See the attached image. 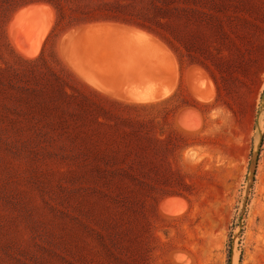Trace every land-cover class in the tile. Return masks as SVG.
<instances>
[{
	"label": "rangeland",
	"instance_id": "obj_1",
	"mask_svg": "<svg viewBox=\"0 0 264 264\" xmlns=\"http://www.w3.org/2000/svg\"><path fill=\"white\" fill-rule=\"evenodd\" d=\"M25 1L0 0V264H264V0H60L59 21ZM158 8L180 58L134 23L75 26L96 25L103 54L124 25L162 42L163 97L79 77L66 26L148 25ZM136 81L111 82L151 92Z\"/></svg>",
	"mask_w": 264,
	"mask_h": 264
},
{
	"label": "crops",
	"instance_id": "obj_2",
	"mask_svg": "<svg viewBox=\"0 0 264 264\" xmlns=\"http://www.w3.org/2000/svg\"><path fill=\"white\" fill-rule=\"evenodd\" d=\"M95 26L96 25H94V28H95ZM75 29H77V30H75ZM91 29H92V26H90V25H86V26L80 25V26H77V27L68 31V33L72 31L75 34L78 33L77 35H79V36H77V35L74 36V40H73L74 45L72 48L73 54L72 53L70 54V61L72 62L74 68H76V70L78 71L77 73H78L79 77H81L84 81L91 84L89 81H87L85 79V77H92L93 76V78L96 79V81H98V80L99 81H103V80L106 81L105 79L107 78V80H110L109 82H111L112 80H117V79H120V80L122 79L123 81L127 80V82H128L130 79L137 78L139 75H142V73L144 74V72H145L144 70H146V72H148V74L150 73L148 71L149 69L136 68L135 70L138 69V71L137 72L135 71V73L133 75L132 74H126L127 70H130V69H127L123 66L129 62L130 63L135 62L133 59H131L129 61V58L126 56V48L124 47V45L123 46L121 45V42H123V40H124L123 39L124 35L125 34L127 35L128 33H132V32L138 33V31H142V30H139V29L134 28L132 26H125V25L121 26L119 28L116 27L115 30L112 31L111 33H115L116 31H119L121 33L122 38H120L118 44H116L113 42L114 40H112L111 36H110L109 41H107L110 49H108L107 52H104V54H103V53H98L97 51H95V49L92 45V41L90 38L91 35H89L93 32V29L92 30ZM73 30H75V31H73ZM88 31H89V33H88ZM90 31H92V32H90ZM144 37L146 38V36H144ZM146 39H148V38H146ZM77 43H79V44H77ZM159 43H160L159 46H157L153 42V46L151 48V51H153L152 54L153 55L155 54V57L151 61L152 74H150V75H152V77H157V78H156V80H152V82L148 83V86L150 87L151 92L155 93L156 96L161 95L160 90L164 91V90L168 89L167 87L170 86V82H171V78L169 76H166L163 73H161L162 72L161 69L166 71L165 69L168 68V66L172 65V60L168 54V50H167L166 46H164V44L160 41H159ZM162 52H164V53H162ZM74 53H77V56ZM123 53H125V54H123ZM75 59H77V60L75 61ZM82 68H83V70H82ZM130 68L134 69L133 66L132 67L130 66ZM145 68H148V67H145ZM108 70H109V72H108ZM158 98H160V97H158ZM158 98H156V99H158Z\"/></svg>",
	"mask_w": 264,
	"mask_h": 264
},
{
	"label": "bare ground",
	"instance_id": "obj_3",
	"mask_svg": "<svg viewBox=\"0 0 264 264\" xmlns=\"http://www.w3.org/2000/svg\"><path fill=\"white\" fill-rule=\"evenodd\" d=\"M19 15H20V13H19ZM75 30H77V29H75ZM75 30H73V31H75ZM16 31H18V30H16ZM116 32L115 33H111V39L114 40L113 41L114 43L118 44V42H119L120 38H122V36H121V33L119 31H116ZM77 34H75V33H73L71 31V32H69L67 34V36H65V40H67V44H66V47H67L66 50L67 51H66V53H69V56H70L71 53L73 54V50H72L73 45H74L73 40H74V36H76ZM143 35L146 36V38H148V39H146ZM77 36H79V35H77ZM123 39L124 40H123V42H121V45L122 46L124 45V47L126 48V56L129 58V61L131 59H133L135 61L133 63H130L129 62L126 65H123L125 68L130 69V70H127V74H132L133 75L135 73V71L136 72L138 71V69L135 70L136 68H139V69H149L148 71L150 73L148 74V72H146V70H144L145 71V72L143 71L144 74L142 73V75H139L137 77V81L136 82H138L141 85H143L145 82L152 81V80H156L157 77H152V75H150V74H152V71H151V69H152L151 68V66H152L151 61L155 57V54L154 55L152 54L153 51H151V48L153 46V42H154V44H156L157 46H159V44H160L159 43V40L157 38L149 35L148 33L143 32V31H138V33L132 32V33H128L127 35L125 34L124 37H123ZM77 44H79V43H77ZM27 53H28V51H27ZM162 53H164V52H162ZM74 54L77 56V53H74ZM123 54H125V53H123ZM133 54H136V55L138 54V55L131 57V55H133ZM76 60L77 59H75V61ZM130 66L131 67L133 66L134 69H131ZM145 67H148V68H145ZM82 70H83V68H82ZM108 72H109V70H108ZM85 79L87 81H89L93 86H95L96 88H98L99 90H102L103 92L109 93L110 95H114V96H116L118 98H122V99L125 98V99H128V100H135V101H145V100H149V99H152V100L154 99L155 100L158 97L161 98L162 96H164L168 92V91L167 92L165 91V92L161 93V95L159 94L160 96H156L155 93L148 92V91H143V89L142 90L141 89L140 90H136L135 89V91L134 90H128V89H122V88H120V86H116L113 82H109L110 80H107V78L105 79L106 81H104V80L103 81H99L98 80L99 82L96 81V79H94L93 76L92 77H85ZM126 84H127V82H126Z\"/></svg>",
	"mask_w": 264,
	"mask_h": 264
},
{
	"label": "trees",
	"instance_id": "obj_4",
	"mask_svg": "<svg viewBox=\"0 0 264 264\" xmlns=\"http://www.w3.org/2000/svg\"><path fill=\"white\" fill-rule=\"evenodd\" d=\"M32 2H46V3L51 4L56 10L58 21L61 20L62 6H61V3H60V0H26L25 2L21 3L20 5H24V4L32 3ZM156 10L157 11H155L150 16H148V15L145 16L146 12L148 10L138 14L140 17H144L146 19V21L148 22V25H145V24H142V23H139V22H135V21H130V20H127V19H124V18H119V17H116V16H114V17H112V16H108V17H104V16L103 17L102 16L101 17H99V16H89V17H85V18H81L79 20H76L75 22H73V23L69 24L68 26H66L64 29H66L68 27H71V26L79 25V24H87V23H92V22H97V21H108V20H110V21L111 20L121 21V22H125V23L126 22L127 23H134V24H136L138 26H141L142 28L147 29L149 32L155 34L156 36H158L160 38V40L163 41L167 46H169L171 48V50H173L178 55V57L180 58L178 50L174 46L173 42L170 41L167 38V36L163 33V31L164 32L167 31V27L163 23L162 19L166 18L169 15V11L165 10V9H162V8H158ZM56 36H58V35H56ZM56 36H54V37L56 38ZM21 59H23V61H25V62L33 64V63H36V62H38L40 60H43L44 58H43V54L41 53L38 57H36L34 59H25V58H21ZM189 64H199V65H201L202 67H204L205 69L208 70V67L203 62H201L200 60L192 59V60H190ZM59 79H61V81H62L61 77H59ZM61 90H63L62 92L67 97L74 95L75 94V93L73 94L74 91L76 93H78V91L76 89H74V88L72 89V88H70V86H68V91L63 86L61 87ZM109 100H111L112 102H114L115 104H118L120 106H124V107H128V108H138V109L155 108V107L161 106L162 104H165L168 101V99H166V100H163V101H160V102H156V103L139 104V103H127V102H123V101H119V100H115V99H110V98H109ZM185 105H188V104L186 103ZM168 124H169V128L173 132L180 133L182 135H189V134H186L185 132H182V131L178 130L172 124V122H168ZM162 130H163V128L161 130H159V131H161L163 133ZM179 159H180V156H179ZM180 166H181V164H180ZM172 194H178V193H172ZM168 195H170V194H168ZM229 254H230V250H228V257H229ZM227 263L229 264V258L227 259Z\"/></svg>",
	"mask_w": 264,
	"mask_h": 264
},
{
	"label": "water",
	"instance_id": "obj_5",
	"mask_svg": "<svg viewBox=\"0 0 264 264\" xmlns=\"http://www.w3.org/2000/svg\"><path fill=\"white\" fill-rule=\"evenodd\" d=\"M75 27H76V26H75ZM75 27H74V28H75ZM71 29H73V28H70L69 30H71ZM69 30H67L66 32H68ZM66 32H65V33H66ZM65 33H64V34H65ZM64 34H63V35H64ZM63 35H62V36H63Z\"/></svg>",
	"mask_w": 264,
	"mask_h": 264
}]
</instances>
